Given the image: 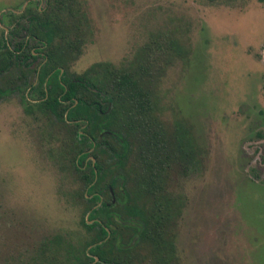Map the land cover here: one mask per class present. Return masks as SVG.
I'll list each match as a JSON object with an SVG mask.
<instances>
[{
  "label": "rangeland",
  "instance_id": "374dc122",
  "mask_svg": "<svg viewBox=\"0 0 264 264\" xmlns=\"http://www.w3.org/2000/svg\"><path fill=\"white\" fill-rule=\"evenodd\" d=\"M35 3L0 0V264H36L43 241H74L86 218L66 127L37 113L28 88L38 58L10 63ZM69 3L62 25L76 23L80 43L68 72L138 73L148 60L152 114L172 154V264H264V0Z\"/></svg>",
  "mask_w": 264,
  "mask_h": 264
},
{
  "label": "trees",
  "instance_id": "16d2710c",
  "mask_svg": "<svg viewBox=\"0 0 264 264\" xmlns=\"http://www.w3.org/2000/svg\"><path fill=\"white\" fill-rule=\"evenodd\" d=\"M72 14L69 0H44V10L22 25L23 38L7 49L10 63L17 66L35 59L41 49L35 82L28 88L35 94L37 113L65 125L68 164L83 186L78 195L86 213L80 219L83 234L74 241L58 234L47 238L36 264H172L164 185L172 154L152 114L144 72L148 60L138 73L100 63L68 72L80 43L74 36L77 24L62 25L63 15ZM66 31L73 32L72 39L64 36ZM29 41L41 46H27ZM95 67L103 73H91ZM140 246L146 248L142 256L135 254Z\"/></svg>",
  "mask_w": 264,
  "mask_h": 264
},
{
  "label": "flooded vegetation",
  "instance_id": "af4514ba",
  "mask_svg": "<svg viewBox=\"0 0 264 264\" xmlns=\"http://www.w3.org/2000/svg\"><path fill=\"white\" fill-rule=\"evenodd\" d=\"M31 1L32 0H27V4H29V3H31ZM39 1H41V0H36V3H35V6H34V8H33V10H28L27 9V11H29V15H28V17L31 15V14H34V12H41L42 10H44V5L42 6V7H40V6H38V3H39ZM43 2H44V0H42ZM12 13V12H11ZM19 17V16H18ZM17 17V18H18ZM28 17H27V19H26V22L28 23ZM16 41H20V40H16ZM30 42H32V44L31 45H33V46H35V47H40L41 45H38L35 41H29L28 43H30ZM27 43V46L29 45ZM39 50V53L37 54V57H35V59H37L38 58V60H40V54H42V51H40L41 49H38ZM33 54H36L35 52H33ZM37 60V61H38Z\"/></svg>",
  "mask_w": 264,
  "mask_h": 264
}]
</instances>
